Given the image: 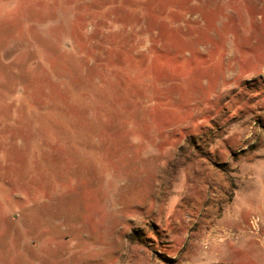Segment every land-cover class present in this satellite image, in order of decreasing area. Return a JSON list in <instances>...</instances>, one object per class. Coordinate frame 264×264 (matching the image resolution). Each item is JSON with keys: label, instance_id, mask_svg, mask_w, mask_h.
Segmentation results:
<instances>
[{"label": "rangeland", "instance_id": "1", "mask_svg": "<svg viewBox=\"0 0 264 264\" xmlns=\"http://www.w3.org/2000/svg\"><path fill=\"white\" fill-rule=\"evenodd\" d=\"M253 215L264 0H0V264H264Z\"/></svg>", "mask_w": 264, "mask_h": 264}, {"label": "built area", "instance_id": "2", "mask_svg": "<svg viewBox=\"0 0 264 264\" xmlns=\"http://www.w3.org/2000/svg\"><path fill=\"white\" fill-rule=\"evenodd\" d=\"M248 231L250 234H253L254 236H257L259 239H264V234L262 233V223L261 218L257 215H253L250 219V223L248 226ZM218 239V235H215ZM208 238V237H207ZM206 243L209 242V239L205 241Z\"/></svg>", "mask_w": 264, "mask_h": 264}, {"label": "crops", "instance_id": "3", "mask_svg": "<svg viewBox=\"0 0 264 264\" xmlns=\"http://www.w3.org/2000/svg\"><path fill=\"white\" fill-rule=\"evenodd\" d=\"M184 246V245H183ZM202 261H204V259L202 260ZM188 262H190V261H188V260H186V261H183V264H190V263H188ZM191 264H196V263H191ZM204 264H206V262L204 261Z\"/></svg>", "mask_w": 264, "mask_h": 264}]
</instances>
